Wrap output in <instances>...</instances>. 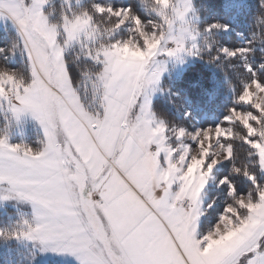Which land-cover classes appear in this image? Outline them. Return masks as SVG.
<instances>
[{
  "label": "snow or ice",
  "instance_id": "obj_1",
  "mask_svg": "<svg viewBox=\"0 0 264 264\" xmlns=\"http://www.w3.org/2000/svg\"><path fill=\"white\" fill-rule=\"evenodd\" d=\"M0 0L22 68L0 65V111L31 116L40 146L0 134V199L32 219L0 240L80 264H264V0L247 34L212 19L216 0ZM2 51V50H0ZM224 72L231 104L206 126L159 114L170 64ZM226 65V67H225ZM212 98V97H210ZM183 116L192 118L191 108ZM224 196L216 221H201Z\"/></svg>",
  "mask_w": 264,
  "mask_h": 264
},
{
  "label": "trees",
  "instance_id": "obj_2",
  "mask_svg": "<svg viewBox=\"0 0 264 264\" xmlns=\"http://www.w3.org/2000/svg\"><path fill=\"white\" fill-rule=\"evenodd\" d=\"M74 2V0H73ZM121 2V0H115ZM220 5L216 14L209 17L220 19L232 24L234 32L221 33L217 37L223 43H237L239 37L236 32L247 34L251 19L254 0H216ZM52 8L58 12L59 0H54ZM17 34L12 31L0 29V65L12 68H22L24 58L20 55L11 57V47ZM226 67V65H225ZM166 84H170L172 90L180 93V97H186L191 101L187 104L183 99L170 96L167 92L159 94L153 100V106L157 112L177 124L185 125L191 121L197 126H206L216 118L224 114V108L231 104V93H225L224 72L221 69L213 70L199 60L188 63L179 73L164 78ZM212 97V98H210ZM191 108L192 118L186 120L183 116L185 108ZM7 134L11 143H26L33 147L40 146L43 136L40 130L29 121L16 122L8 117L7 113L0 111V134ZM206 200L212 203L206 207L201 221L212 225L218 212L223 210L224 196L216 188L207 191ZM22 221V217L10 206L0 205V228H12ZM35 252L23 243L15 241L6 242L0 240V264H30ZM38 264H63L61 261H49Z\"/></svg>",
  "mask_w": 264,
  "mask_h": 264
},
{
  "label": "rangeland",
  "instance_id": "obj_3",
  "mask_svg": "<svg viewBox=\"0 0 264 264\" xmlns=\"http://www.w3.org/2000/svg\"><path fill=\"white\" fill-rule=\"evenodd\" d=\"M0 29L1 30H4V31H12V32H15L16 33V29H15V27L11 24V22L10 21H8V20H6L5 18H2V17H0ZM17 34V33H16ZM20 55V53L19 52H16L15 54H12L11 53V57H14L15 55ZM20 57L21 58H23L21 55H20ZM194 59H192V60H187V61H185V63L184 64H182V65H179V64H170L169 65V70H168V72H166L165 74H164V78H166V77H169V76H171V75H173V74H177V73H179L188 63H190V62H192ZM159 94H156V95H154L153 96V100L158 96ZM153 102V101H152ZM21 121H29V122H31V123H33L40 131H42V127H41V125L38 123V121H36L35 119H33L31 116H25L23 119H21L20 121H18V122H21ZM17 122V121H16ZM191 124H194L192 121H191V123L189 122V121H187V122H185V126H189V125H191ZM195 125V124H194ZM197 126V125H196ZM205 199H206V197H205ZM20 201H22V199H7V200H4V199H0V205L1 206H10V207H12L13 209H15L16 211H17V213L18 214H20V216L22 217V220H24V219H29V220H31L32 219V214H33V211L32 212H30V211H25V209H23L22 207H21V202ZM25 201V200H24ZM203 216V215H202ZM202 216H201V218H202ZM200 218V219H201ZM18 222H19V220H18ZM215 223V222H214ZM213 223V224H214ZM18 224V223H17ZM23 244H25V245H28L34 252H35V249L31 246V245H29V244H27V243H23ZM54 253H51V252H49V253H46V254H44L43 256H41L40 258H39V261H41L42 263H47V262H49V261H56V260H58V261H61L63 264H71V263H69L68 261H64L63 259L62 260H60V258L58 259V258H56V257H54Z\"/></svg>",
  "mask_w": 264,
  "mask_h": 264
},
{
  "label": "crops",
  "instance_id": "obj_4",
  "mask_svg": "<svg viewBox=\"0 0 264 264\" xmlns=\"http://www.w3.org/2000/svg\"><path fill=\"white\" fill-rule=\"evenodd\" d=\"M40 132H41V134L43 136V131H40ZM20 202H21V207L23 209H25V211H30V212L33 211L32 204H31L30 201L22 200ZM54 257H56L58 259L60 258V260L63 259L64 261H68L71 264H80V262L76 259V257L73 254H71V253H66V252L55 253Z\"/></svg>",
  "mask_w": 264,
  "mask_h": 264
}]
</instances>
